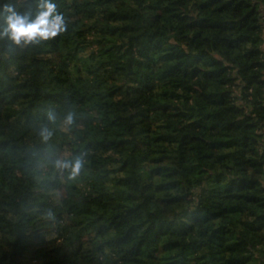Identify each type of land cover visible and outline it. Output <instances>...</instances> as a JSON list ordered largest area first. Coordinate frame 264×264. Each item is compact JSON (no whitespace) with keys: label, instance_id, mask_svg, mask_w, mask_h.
Returning <instances> with one entry per match:
<instances>
[{"label":"trees","instance_id":"1","mask_svg":"<svg viewBox=\"0 0 264 264\" xmlns=\"http://www.w3.org/2000/svg\"><path fill=\"white\" fill-rule=\"evenodd\" d=\"M51 2L0 36V264H264V0Z\"/></svg>","mask_w":264,"mask_h":264},{"label":"clouds","instance_id":"2","mask_svg":"<svg viewBox=\"0 0 264 264\" xmlns=\"http://www.w3.org/2000/svg\"><path fill=\"white\" fill-rule=\"evenodd\" d=\"M41 10L38 14L28 22L14 6L4 4L0 5V11L7 15L5 16L6 27L0 36L7 35L8 38L15 44H19L22 40L25 43L35 41L53 40L60 35L66 33L69 27V20H66L63 13H56V5L51 0H44ZM48 119L55 123L56 116L52 113L48 114ZM63 124L67 127L73 124V115L69 113L63 120ZM39 135L44 142H47L53 135V132L45 125L39 130ZM54 167L59 170L70 169L69 179H75L83 168L84 161L82 155L76 156L74 159H55Z\"/></svg>","mask_w":264,"mask_h":264},{"label":"rangeland","instance_id":"3","mask_svg":"<svg viewBox=\"0 0 264 264\" xmlns=\"http://www.w3.org/2000/svg\"><path fill=\"white\" fill-rule=\"evenodd\" d=\"M34 263H36V262L34 261Z\"/></svg>","mask_w":264,"mask_h":264}]
</instances>
